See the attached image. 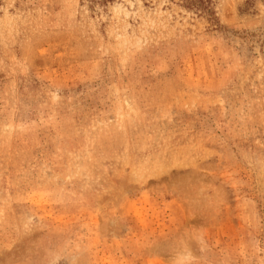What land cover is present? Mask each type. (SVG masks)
<instances>
[{
	"label": "rangeland",
	"instance_id": "374dc122",
	"mask_svg": "<svg viewBox=\"0 0 264 264\" xmlns=\"http://www.w3.org/2000/svg\"><path fill=\"white\" fill-rule=\"evenodd\" d=\"M0 264H264V0H0Z\"/></svg>",
	"mask_w": 264,
	"mask_h": 264
}]
</instances>
